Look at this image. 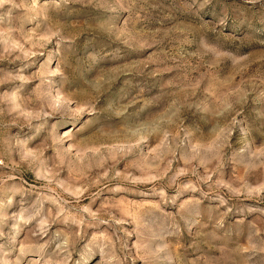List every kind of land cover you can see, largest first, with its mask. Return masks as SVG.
<instances>
[{
    "label": "rangeland",
    "instance_id": "1",
    "mask_svg": "<svg viewBox=\"0 0 264 264\" xmlns=\"http://www.w3.org/2000/svg\"><path fill=\"white\" fill-rule=\"evenodd\" d=\"M0 264H264V0H0Z\"/></svg>",
    "mask_w": 264,
    "mask_h": 264
}]
</instances>
